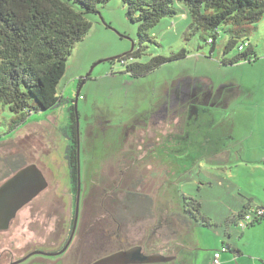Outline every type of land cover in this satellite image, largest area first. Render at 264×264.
<instances>
[{
	"label": "rangeland",
	"instance_id": "1",
	"mask_svg": "<svg viewBox=\"0 0 264 264\" xmlns=\"http://www.w3.org/2000/svg\"><path fill=\"white\" fill-rule=\"evenodd\" d=\"M176 7L175 17L148 31L145 54L127 64L181 50L184 58L141 77L126 73L121 61H103L139 48L138 24L126 18L120 0H110L87 15L92 27L67 59L57 106L32 112L16 127L15 114L0 103V184L29 165L48 184L0 231V264L58 252L68 239L65 155L80 80L76 231L63 254L20 264H92L136 245L175 257L158 264H213L223 244L243 256L221 253L220 264L264 257V220L244 230L234 223L248 195L264 192V14L224 54L231 26L219 28L211 52L208 34L192 25L181 3ZM243 42L254 49L251 61L223 65ZM209 145L214 155L207 156ZM183 196L199 203L201 217L190 224L177 200Z\"/></svg>",
	"mask_w": 264,
	"mask_h": 264
},
{
	"label": "trees",
	"instance_id": "2",
	"mask_svg": "<svg viewBox=\"0 0 264 264\" xmlns=\"http://www.w3.org/2000/svg\"><path fill=\"white\" fill-rule=\"evenodd\" d=\"M110 0H0V103L15 114L16 127L32 112L54 108L60 102L57 86L66 69V62L75 45L82 40L92 27L87 19L90 13ZM126 7V18L138 24L139 48L118 57L126 66L125 72L134 77L148 75L163 64L185 57L181 50L171 56H153L145 63L129 60L140 59L145 54L148 42H152L148 31L166 18H173L181 3L187 10L192 25L208 34L205 40L214 49L220 27L228 28L229 40L224 45V54L237 44L236 36L250 30L261 21L264 14V0H120ZM246 47L239 50L241 44ZM237 46L239 53L222 64L231 66L250 62L254 49L248 42ZM112 60V61H114ZM83 80H80V83ZM70 143L66 148V160L70 175L71 216L73 224L74 204L77 185V136L74 106L69 110ZM20 168H17L19 170ZM16 170V171H17ZM177 199V198H176ZM182 215L191 219L200 216L199 203L191 198L177 199ZM252 209L244 207L235 216L241 220ZM264 220V215L247 226H254ZM68 232V236L70 234ZM224 247V246H222ZM237 256L242 253L226 247ZM225 253V252H224ZM236 256V257H237Z\"/></svg>",
	"mask_w": 264,
	"mask_h": 264
},
{
	"label": "water",
	"instance_id": "3",
	"mask_svg": "<svg viewBox=\"0 0 264 264\" xmlns=\"http://www.w3.org/2000/svg\"><path fill=\"white\" fill-rule=\"evenodd\" d=\"M119 56L105 59L103 61H112L118 59ZM102 62V61H100ZM99 62V63H100ZM98 63V64H99ZM97 63L94 65L96 66ZM87 75L86 77H88ZM84 80L81 82L74 100V112L76 119V136H77V185L74 204V217L73 224L69 237L63 248L55 253H42L31 252L20 260L13 261L10 264H20L27 260L30 256L41 254L45 256H57L63 254L69 247L78 222L79 202H80V166H79V140H78V117L76 111V102L79 96L80 87L83 85ZM47 181L42 173L34 165L25 166L19 169L11 177L0 184V231H5L9 228L11 221L16 217V214L33 199H35L43 190L47 188ZM175 257L165 256L156 253L146 256L142 253L140 246H134L127 250L117 251L110 255L104 256L92 264H158L167 263L174 260Z\"/></svg>",
	"mask_w": 264,
	"mask_h": 264
},
{
	"label": "crops",
	"instance_id": "4",
	"mask_svg": "<svg viewBox=\"0 0 264 264\" xmlns=\"http://www.w3.org/2000/svg\"><path fill=\"white\" fill-rule=\"evenodd\" d=\"M211 138H210V136L209 137H207V138H205L202 142H204L205 140H210ZM201 142V143H202ZM207 150H206V152H207V156H210V155H214V153H215V150H214V146H213V148L211 149V146L209 145V147L208 148H206ZM210 150H212L211 152H210ZM209 152V153H208ZM214 158V157H213ZM214 160V159H213ZM212 160V161H213ZM215 163V162H214ZM212 164H213V162H212ZM264 204V192H260V193H257V194H255V195H248V197L246 198V202H245V204L243 203L242 204V210L244 209V207L246 206V207H248L249 209H253V208H255V207H257V206H260V205H263ZM241 211V210H240ZM236 221L234 220V223H235ZM235 225H236V223H235ZM222 246H226V247H229L228 245H222ZM230 248V247H229ZM232 249V248H231ZM241 256H243L242 254L240 255V256H237V257H241ZM263 258L264 257H262V256H259V257H252V258H248V260H249V262L251 263V264H264V260H263ZM220 259H221V257H220ZM219 264H220V262H219Z\"/></svg>",
	"mask_w": 264,
	"mask_h": 264
},
{
	"label": "built area",
	"instance_id": "5",
	"mask_svg": "<svg viewBox=\"0 0 264 264\" xmlns=\"http://www.w3.org/2000/svg\"><path fill=\"white\" fill-rule=\"evenodd\" d=\"M246 45H247L246 43L240 45L239 50H242L244 47H246ZM263 215H264V204L253 208L252 211L249 213H245L242 219L236 222V225L240 229L244 230L253 221V219H258ZM226 250H227L226 246H224L221 248L220 252L214 253L213 264H219L221 253L226 252Z\"/></svg>",
	"mask_w": 264,
	"mask_h": 264
},
{
	"label": "flooded vegetation",
	"instance_id": "6",
	"mask_svg": "<svg viewBox=\"0 0 264 264\" xmlns=\"http://www.w3.org/2000/svg\"><path fill=\"white\" fill-rule=\"evenodd\" d=\"M170 134V133H169ZM169 139H170V141L171 142H173L174 141V139H175V137L174 136H172L171 134L169 135ZM169 141V142H170ZM69 237V236H68ZM136 246H138V245H136ZM134 247V246H133ZM141 248H142V253L144 254V255H146V256H150V255H153V254H156V252H154V250L152 251V250H150V252H146V251H144L143 250V247L142 246H140ZM127 250V249H126ZM121 251V250H120ZM165 256H168V255H165ZM170 256V255H169ZM172 257V256H171Z\"/></svg>",
	"mask_w": 264,
	"mask_h": 264
}]
</instances>
